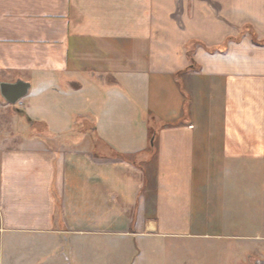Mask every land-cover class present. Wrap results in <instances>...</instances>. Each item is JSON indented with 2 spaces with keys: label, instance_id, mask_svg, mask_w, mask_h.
I'll list each match as a JSON object with an SVG mask.
<instances>
[{
  "label": "crops",
  "instance_id": "1",
  "mask_svg": "<svg viewBox=\"0 0 264 264\" xmlns=\"http://www.w3.org/2000/svg\"><path fill=\"white\" fill-rule=\"evenodd\" d=\"M18 80L0 264H67V240L85 264H167L239 235L199 230L237 216L238 185L264 240V0H0V83Z\"/></svg>",
  "mask_w": 264,
  "mask_h": 264
},
{
  "label": "rangeland",
  "instance_id": "2",
  "mask_svg": "<svg viewBox=\"0 0 264 264\" xmlns=\"http://www.w3.org/2000/svg\"><path fill=\"white\" fill-rule=\"evenodd\" d=\"M247 32H251L250 29ZM232 190L236 192L233 196L237 195V216H232V219L206 218V220L200 221L199 230H205L208 233L226 230L233 233L237 232L239 235L236 237L222 236L221 239L215 235H207V237L190 236V238L178 240L179 242L176 243L183 242V248L173 251L172 259L165 260L167 264H256L257 259H264V243L262 242L264 240L261 236L249 237L252 228L249 226V221H251L249 218V196L243 194L246 193V189L242 185H238ZM245 222L248 224L247 227L243 226ZM240 233L247 235L241 236ZM66 238L68 237L66 236ZM68 241L63 242L61 249L63 258L69 260L67 264L70 262L72 264H85L83 259L75 254L72 255V251H69ZM219 244L222 248L219 247ZM3 254L5 255L4 251L0 254V261L3 260ZM144 256L143 263L151 264L150 254L148 255L146 251ZM90 261L91 264H94L93 259ZM157 264L163 263L158 262Z\"/></svg>",
  "mask_w": 264,
  "mask_h": 264
},
{
  "label": "water",
  "instance_id": "3",
  "mask_svg": "<svg viewBox=\"0 0 264 264\" xmlns=\"http://www.w3.org/2000/svg\"><path fill=\"white\" fill-rule=\"evenodd\" d=\"M27 87L28 83L22 80L13 83L1 82L0 92L6 100L15 102L26 93ZM255 262L256 264H264V259H257Z\"/></svg>",
  "mask_w": 264,
  "mask_h": 264
},
{
  "label": "trees",
  "instance_id": "4",
  "mask_svg": "<svg viewBox=\"0 0 264 264\" xmlns=\"http://www.w3.org/2000/svg\"><path fill=\"white\" fill-rule=\"evenodd\" d=\"M254 41L260 42L262 40H257L256 37L253 36Z\"/></svg>",
  "mask_w": 264,
  "mask_h": 264
}]
</instances>
